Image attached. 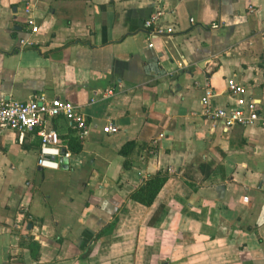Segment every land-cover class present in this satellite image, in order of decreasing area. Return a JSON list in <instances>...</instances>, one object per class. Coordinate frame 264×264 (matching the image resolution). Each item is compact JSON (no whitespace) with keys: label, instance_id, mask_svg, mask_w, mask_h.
Here are the masks:
<instances>
[{"label":"crops","instance_id":"1","mask_svg":"<svg viewBox=\"0 0 264 264\" xmlns=\"http://www.w3.org/2000/svg\"><path fill=\"white\" fill-rule=\"evenodd\" d=\"M153 15L173 33L149 48ZM230 79L264 108V0H0V99L69 101L90 131L45 120L81 143L59 170L38 128L1 133L0 264H264V131L201 115L206 83L232 106ZM157 172L152 205L132 201Z\"/></svg>","mask_w":264,"mask_h":264},{"label":"built area","instance_id":"2","mask_svg":"<svg viewBox=\"0 0 264 264\" xmlns=\"http://www.w3.org/2000/svg\"><path fill=\"white\" fill-rule=\"evenodd\" d=\"M25 13L28 16L26 24L30 28L31 34H34L38 28L34 19L29 16L30 8H25ZM157 15L151 16L144 22L149 48L153 47V41L156 38L173 33L171 28L165 29L156 26ZM190 22L193 20L191 19ZM20 45L26 47L33 44L28 40H23ZM227 90L234 103L230 108H218L213 104L215 94L210 85L206 83L200 99L201 115L212 123H221L225 131L233 127L251 126L264 131V108L259 109L254 100H247L245 89L232 79L227 80ZM59 117L65 119L76 130L77 139L80 142L88 138L89 125L79 113L78 107L69 101L59 98L49 99L44 94H37L24 102L0 99V135L4 131H12L22 142L27 133L38 128L40 146L37 153V165L44 170H59L63 161L68 160L71 156L69 152L61 150L56 132L44 128L46 119ZM102 131L105 134H114L117 133V128L108 124ZM158 140V138L153 140L152 145H157Z\"/></svg>","mask_w":264,"mask_h":264},{"label":"trees","instance_id":"3","mask_svg":"<svg viewBox=\"0 0 264 264\" xmlns=\"http://www.w3.org/2000/svg\"><path fill=\"white\" fill-rule=\"evenodd\" d=\"M133 147L134 145L132 143H126L120 149L119 154L123 157H127ZM61 150L64 152L69 150L77 154L81 151V143L73 138L69 141V149L67 148L64 150V147L61 146ZM166 180L167 175L165 173L157 172L155 175L148 177L144 184L130 195V199L143 206H151Z\"/></svg>","mask_w":264,"mask_h":264}]
</instances>
